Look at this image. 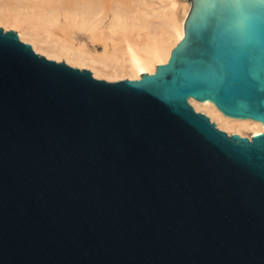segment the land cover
Masks as SVG:
<instances>
[{"label": "water", "instance_id": "obj_1", "mask_svg": "<svg viewBox=\"0 0 264 264\" xmlns=\"http://www.w3.org/2000/svg\"><path fill=\"white\" fill-rule=\"evenodd\" d=\"M185 39L108 81L0 27V264H264V0H182Z\"/></svg>", "mask_w": 264, "mask_h": 264}, {"label": "bare ground", "instance_id": "obj_2", "mask_svg": "<svg viewBox=\"0 0 264 264\" xmlns=\"http://www.w3.org/2000/svg\"><path fill=\"white\" fill-rule=\"evenodd\" d=\"M192 8L182 0H0V26L17 29L23 41L49 59L89 68L96 78L133 80L169 61L186 37ZM79 32L101 40L104 51L78 45ZM190 102L230 134L264 133L260 121L225 115L209 100Z\"/></svg>", "mask_w": 264, "mask_h": 264}, {"label": "rangeland", "instance_id": "obj_3", "mask_svg": "<svg viewBox=\"0 0 264 264\" xmlns=\"http://www.w3.org/2000/svg\"><path fill=\"white\" fill-rule=\"evenodd\" d=\"M0 27H3V26H0ZM4 28V27H3ZM5 29V28H4ZM7 30V29H5ZM9 30H14L15 32L18 33L17 29H9ZM19 34V33H18ZM79 36H76L77 40H76V43L78 45L80 44H85L89 50L91 51H94V52H103L104 51V44L103 42L100 40V41H93V40H90L88 35L87 34H84L83 32H79ZM22 40V39H21ZM23 41V40H22ZM26 42V41H24ZM26 43H29V42H26ZM31 44V43H30ZM32 45V44H31ZM33 46V45H32ZM36 51V50H35ZM37 52V51H36ZM38 53V52H37ZM41 54V53H39ZM42 55V54H41ZM63 61V60H61ZM76 67V66H74ZM80 68V67H79ZM89 69V68H88ZM122 79H126V78H122ZM130 79V78H129ZM118 80H121V79H118ZM195 108V107H194ZM197 111V110H196ZM197 112H202V111H197ZM205 113V112H203ZM208 115V114H207ZM209 116V115H208ZM210 117V116H209ZM211 118V117H210ZM212 120V118H211ZM213 122H215L214 120H212ZM217 123V122H216ZM218 125V124H217ZM219 127V126H218ZM220 128V127H219ZM221 129V128H220ZM224 130V129H222ZM226 131V130H225ZM227 132V131H226ZM229 133V132H228ZM249 133V132H248ZM230 134V133H229Z\"/></svg>", "mask_w": 264, "mask_h": 264}]
</instances>
